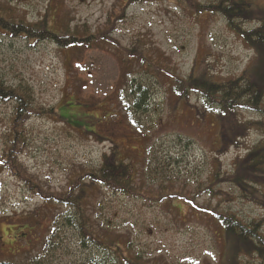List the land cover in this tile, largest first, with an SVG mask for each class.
<instances>
[{
    "label": "rangeland",
    "instance_id": "rangeland-1",
    "mask_svg": "<svg viewBox=\"0 0 264 264\" xmlns=\"http://www.w3.org/2000/svg\"><path fill=\"white\" fill-rule=\"evenodd\" d=\"M252 1L255 10L264 8V0ZM173 2L0 0L4 13L0 15L5 17L29 24L45 21L54 32L63 29L76 37L84 32L107 33L117 45L106 40L97 49L70 55L59 53L48 41L33 43L0 34V81L13 87L27 84L36 105L55 107L57 117L67 124L63 127L46 118L27 122L29 146L19 161L38 182L60 192L80 167L97 168L103 155H114L118 161L130 163L137 187H152L148 190L152 202L102 190V209H90L95 226L100 224L131 241L133 251L141 257L139 264H227L233 242L226 240L218 221L183 202L157 203L161 197L157 192L161 187L167 188L163 197L183 192L199 209L233 213L246 225L261 222L264 235L263 177L262 182L253 183V194L226 181L249 152L264 144V114L248 110L231 113L222 123L227 130L232 125L231 133L238 129L240 137L221 144V123L204 109L202 100L195 94L177 100L163 79L135 73L140 62L136 59L164 62L170 73L175 70L184 78L198 74L204 66L219 83L240 77L254 63L255 54L226 29L220 17H194ZM259 24L257 17L243 27ZM64 56L69 65H64ZM128 71L133 75L126 74ZM133 77V85H128ZM134 85L147 89V98L139 108L134 102ZM11 113V104L0 103V155L1 136L7 131ZM209 187L214 197L208 194ZM40 203L0 169V262L18 261L23 253L41 249L51 226L55 231L44 253L46 264L104 260L107 253L82 240L67 222L74 213L65 207H53L52 215L33 229L19 223ZM54 216H58L56 223ZM238 255L240 264H264L254 255L248 257L243 249ZM121 263L117 260L115 264Z\"/></svg>",
    "mask_w": 264,
    "mask_h": 264
},
{
    "label": "trees",
    "instance_id": "trees-1",
    "mask_svg": "<svg viewBox=\"0 0 264 264\" xmlns=\"http://www.w3.org/2000/svg\"><path fill=\"white\" fill-rule=\"evenodd\" d=\"M172 1L181 10L194 17L217 16L223 19L226 29L240 38L254 52V63L240 77L219 83L210 77L207 67L203 66L202 71L198 74H188L184 78L176 75L175 70L170 73V68L165 67L164 62L150 63L144 57L136 59L141 62H138V67L143 71L137 67L135 73L139 71L163 79L168 83L170 94L174 95L177 100L187 99L188 95L191 94L197 95L202 100L204 109L221 123V144L229 139L231 141L233 137L234 140L240 137L237 132L238 129L235 133H231L232 125L227 130L222 123L228 121L231 113H237L238 110H248L264 114V8H260L258 11L255 10L252 0H215L205 4L200 3L198 0ZM0 11L4 15L1 8ZM3 15H0L1 35L21 38L33 43L48 41L53 43L59 53L62 52V54L66 52V54L71 55L72 51L97 49L106 40L112 42L107 38V33L91 34L84 32L85 34L76 37L75 34L63 33V29H60L57 33L54 32L46 26L45 21L39 24H29ZM257 17L260 23L258 27L250 29L243 27L244 23L256 21ZM67 31L69 30L67 29ZM112 45L117 47L115 42H112ZM126 53L132 56L138 55L129 50H126ZM66 58L64 56V65L67 64ZM126 74L133 75L131 71ZM128 75L125 76V80ZM133 81L134 77L131 81H127L128 85H133ZM134 87L137 92L134 102L136 107L139 108L141 107L140 103L147 98L145 94L147 89L142 88L141 85H134ZM0 103L12 105L7 131L1 136L3 146L0 155V169L7 171L33 197L38 198L41 202L33 212L24 216L19 223L21 222L23 226H29L33 229L38 226L36 223L42 222L46 217L52 215L53 207H65L74 213L67 222L73 224L80 233L82 240L96 245L95 247L101 248L107 253V256H110L109 258L106 256L102 262L98 261L94 264H115L117 260L122 262L121 264L141 263V257L133 251L130 240L116 232H108L106 227H102L98 223L99 226L94 225L90 209L95 208L96 211L102 209L99 199L102 190L114 196L152 202L150 195L152 192L148 191L149 189L152 190V187L147 186L145 189L140 186L137 187L133 180L134 176L130 163L118 161L114 155H103L97 168L80 167L78 172L72 174V178L67 180L64 189L60 192L51 190L47 185L38 182L19 161V156L29 146L26 124L33 118H46L62 124L63 127L67 124L57 117L55 107L44 108L36 105L33 91L25 83L13 87L0 81ZM83 133L96 137L95 133L92 132L83 131ZM140 136L142 137L143 134H140ZM236 166L234 174L228 176L226 181L235 184L240 189L243 188V191L247 189L249 194H253L256 191L253 183L262 182V177L264 183V144L255 147ZM218 176L219 172L216 171L215 179ZM166 191L167 188L161 187L157 192L161 196L157 203L158 201L167 202L171 205L172 203L183 202L192 210L218 221L224 231L226 240L230 239L233 242V253L227 264H240L239 249H243L248 257L254 255L260 261H264V235L260 232L261 222L246 225L233 213L226 212L227 215H222L218 213L217 209H199L192 198L186 197V193H174L168 197H163ZM207 192L211 197H214L215 194L212 195L210 187ZM94 198L95 203L92 204ZM53 220L56 223L58 216H54ZM54 231L55 229L52 226L48 229L47 235L43 236L42 239V248L35 251V253H23L18 261L10 260L9 262H0V264H46L43 262L44 253H46ZM109 233H113V236L110 237Z\"/></svg>",
    "mask_w": 264,
    "mask_h": 264
}]
</instances>
